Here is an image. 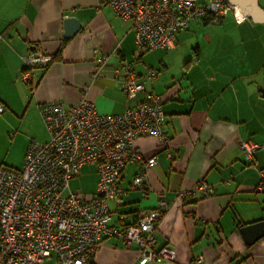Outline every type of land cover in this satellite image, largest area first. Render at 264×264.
<instances>
[{"label":"crops","instance_id":"crops-1","mask_svg":"<svg viewBox=\"0 0 264 264\" xmlns=\"http://www.w3.org/2000/svg\"><path fill=\"white\" fill-rule=\"evenodd\" d=\"M257 3L264 10V0ZM210 15L191 20L176 34L173 48L145 53L148 49L134 42L131 19L118 17L107 0H0V137L7 139L15 128L11 140L23 157L31 139L47 141L39 109L47 101L71 107L86 97L100 112H123L136 100L126 101L122 76L112 71L129 63L145 89L163 98L167 142L135 137L143 157L157 155L159 162L146 172L144 195L130 187L139 164L124 167L123 201L108 203L111 223L123 227L138 209L155 207L161 194L168 206L158 220L157 247L169 244L175 250L173 264H264V235L247 244L240 232L241 226L264 219V19L246 16L237 22L228 12L213 22ZM65 16L81 22L71 38L63 37ZM31 49L52 57L26 84L18 75L21 55ZM99 53L109 60L94 76ZM242 141L258 145L251 159ZM83 168L94 171L95 181L73 190L90 196L96 167L85 164L79 171ZM200 179L208 183L207 196L200 191L179 196ZM139 259L135 243L128 247L108 237L95 250L93 264H140Z\"/></svg>","mask_w":264,"mask_h":264},{"label":"built area","instance_id":"built-area-1","mask_svg":"<svg viewBox=\"0 0 264 264\" xmlns=\"http://www.w3.org/2000/svg\"><path fill=\"white\" fill-rule=\"evenodd\" d=\"M114 13L131 19L134 42L144 49H171L176 33L191 20L211 14L219 21L231 12L237 22L245 19L243 9L226 0H107ZM97 51V50H95ZM52 55L31 49L21 55L23 66L19 79L30 84L38 67H44ZM109 55L99 53L93 60L92 74L97 76ZM114 77L121 75L119 87L127 104L121 113L100 112L83 97L71 107L61 101H47L39 106L49 134L45 142L31 139L20 168L0 165V264H42L55 258V264H93L100 242L120 238L126 246L135 243L140 264L175 263L176 252L169 245L157 247L158 220L167 208L159 194L157 205L140 208L134 220L120 227L111 223L109 201L120 204L125 190L121 173L130 162L140 170L131 180V189L144 195L148 188L146 172L159 160L157 155L143 157L134 146L137 135H151L166 143L165 112L161 95L145 89L129 63L114 67ZM155 75L150 69L148 77ZM0 104V112L3 111ZM245 156L252 158L257 144L242 141ZM85 164L96 167L95 193L78 194L70 187L71 178ZM208 195V183L200 179L189 191H179L185 198L190 192ZM203 257L200 255L197 261Z\"/></svg>","mask_w":264,"mask_h":264},{"label":"water","instance_id":"water-1","mask_svg":"<svg viewBox=\"0 0 264 264\" xmlns=\"http://www.w3.org/2000/svg\"><path fill=\"white\" fill-rule=\"evenodd\" d=\"M230 4H239L244 8V15L249 16L253 21H262L264 19V10L258 5L257 0H226ZM63 22V37H73L81 28V22L75 16H65ZM240 232L247 244L264 235V219L246 224L240 227Z\"/></svg>","mask_w":264,"mask_h":264},{"label":"rangeland","instance_id":"rangeland-1","mask_svg":"<svg viewBox=\"0 0 264 264\" xmlns=\"http://www.w3.org/2000/svg\"><path fill=\"white\" fill-rule=\"evenodd\" d=\"M150 52L151 49H148L145 53ZM15 130V128L11 130V132L7 136V139L0 137V165H7L13 168H20L23 162V154H21L17 145L14 144L11 140L16 135ZM79 173L78 175L71 178V189H85L94 183L96 178L94 171L86 172V168H83L79 171ZM54 262L55 258L52 255L51 258L46 259L43 264H54Z\"/></svg>","mask_w":264,"mask_h":264},{"label":"trees","instance_id":"trees-1","mask_svg":"<svg viewBox=\"0 0 264 264\" xmlns=\"http://www.w3.org/2000/svg\"><path fill=\"white\" fill-rule=\"evenodd\" d=\"M212 17V15H210Z\"/></svg>","mask_w":264,"mask_h":264}]
</instances>
